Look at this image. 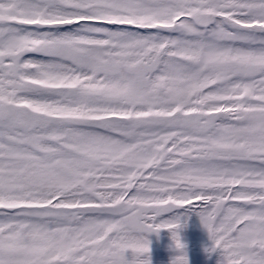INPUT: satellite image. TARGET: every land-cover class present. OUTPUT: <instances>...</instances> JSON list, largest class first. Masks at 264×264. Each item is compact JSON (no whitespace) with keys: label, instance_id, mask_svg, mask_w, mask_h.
Here are the masks:
<instances>
[{"label":"snow or ice","instance_id":"obj_1","mask_svg":"<svg viewBox=\"0 0 264 264\" xmlns=\"http://www.w3.org/2000/svg\"><path fill=\"white\" fill-rule=\"evenodd\" d=\"M180 210L264 264V0H0V264H151L160 230L189 264Z\"/></svg>","mask_w":264,"mask_h":264},{"label":"rangeland","instance_id":"obj_2","mask_svg":"<svg viewBox=\"0 0 264 264\" xmlns=\"http://www.w3.org/2000/svg\"><path fill=\"white\" fill-rule=\"evenodd\" d=\"M176 216H179V221L184 223V225L179 228V235L181 237L182 243L184 245L185 243H187L186 245H188V247L185 245L184 251L187 253L189 250H196L199 254L201 253L203 255L202 260L198 261L191 256L189 257L187 254L189 264H210L211 258L214 260L215 264H222L223 256L221 255L220 250H217L215 252L207 251L212 247V241L207 230L202 225L197 212L192 211L191 213H187L182 211L181 213H172L170 214V216H166L165 219L175 220ZM145 238L150 241L149 246H157L162 243L161 245H165L167 249L166 252H163L161 256H158L156 258L153 257L154 254L152 253H147L140 257L141 259H150L151 264H171L173 258L181 254L178 250L173 249V247L175 246L174 241L172 240V235H165L163 233L160 234V236H157V238H151L148 236H146ZM133 256L134 253H132L131 250L126 253V257L129 260H131Z\"/></svg>","mask_w":264,"mask_h":264},{"label":"flooded vegetation","instance_id":"obj_3","mask_svg":"<svg viewBox=\"0 0 264 264\" xmlns=\"http://www.w3.org/2000/svg\"><path fill=\"white\" fill-rule=\"evenodd\" d=\"M181 212L183 211V210H180ZM179 211V213H181ZM184 212V211H183ZM176 213H178V212H176ZM188 213V212H187ZM191 213V212H190ZM170 214H172V213H170ZM170 214H168L167 216H170ZM157 222H159V221H157ZM179 224H180V227L181 226H183L184 225V223H182L181 221H177ZM184 228V227H183ZM180 229H178V233H180V231H179ZM165 234V235H167V234H169V235H171V233L168 231V230H160L158 233L157 232H153V233H146V234H144L145 235V237L146 236H148V237H151V238H157V236H160V234ZM164 243V242H163ZM162 243H160L159 245H157V246H149L150 247V252L149 253H152V254H154V256L153 257H158V256H161L162 255V253L163 252H166L167 251V249H166V247H165V245H161ZM187 243H185V245H186ZM187 247H188V245H186ZM197 246V245H196ZM173 249H175V247H173ZM187 254H188V256L190 257H192V258H194V259H196V260H198V261H201L202 260V258H203V255L200 253H198L196 250H189L188 252H187ZM212 259V258H211ZM213 260V259H212ZM214 261V260H213Z\"/></svg>","mask_w":264,"mask_h":264}]
</instances>
